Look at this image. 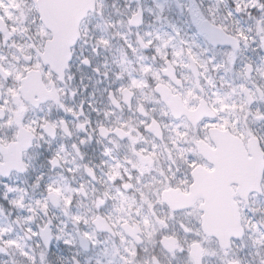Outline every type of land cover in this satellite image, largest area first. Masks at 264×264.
Instances as JSON below:
<instances>
[{
    "label": "snow or ice",
    "instance_id": "obj_1",
    "mask_svg": "<svg viewBox=\"0 0 264 264\" xmlns=\"http://www.w3.org/2000/svg\"><path fill=\"white\" fill-rule=\"evenodd\" d=\"M0 264H264V0H0Z\"/></svg>",
    "mask_w": 264,
    "mask_h": 264
}]
</instances>
